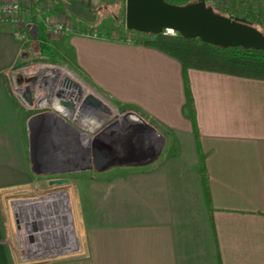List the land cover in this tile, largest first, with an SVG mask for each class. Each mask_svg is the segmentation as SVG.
I'll list each match as a JSON object with an SVG mask.
<instances>
[{
  "label": "crops",
  "instance_id": "1",
  "mask_svg": "<svg viewBox=\"0 0 264 264\" xmlns=\"http://www.w3.org/2000/svg\"><path fill=\"white\" fill-rule=\"evenodd\" d=\"M125 1L18 0L23 7L50 6L49 13L27 19L36 29L30 41L55 54L67 52V66L87 95L136 113L169 140L165 156L137 164L125 161L128 139L118 136L113 147L127 156L74 179L80 234L41 264H264V81L191 68L183 73L175 58L127 41L136 33L125 27ZM56 17L77 32L51 44L44 23ZM95 30V38L87 34ZM31 56L14 26H0V264H17L7 243L11 209L5 196L51 175V164L62 160V150L52 145L79 147L67 130L70 136L54 134L71 119L65 111L55 113L53 100L34 109L14 92L12 79ZM184 75L193 120L184 111ZM37 112L54 116L41 121L35 146L29 118ZM108 122L81 124L98 128L86 133L89 161L93 135Z\"/></svg>",
  "mask_w": 264,
  "mask_h": 264
},
{
  "label": "rangeland",
  "instance_id": "2",
  "mask_svg": "<svg viewBox=\"0 0 264 264\" xmlns=\"http://www.w3.org/2000/svg\"><path fill=\"white\" fill-rule=\"evenodd\" d=\"M165 1L170 3L172 0H165ZM196 1L198 0H179L177 5H183L185 2L193 3ZM249 1L254 5L253 6L254 9H256V11L259 12L260 15L259 18L262 19V22L264 24V0H245L244 2L247 3ZM209 2H206V5H208ZM214 11L217 13L219 12L215 8ZM250 23L257 30H259L260 32L262 31L264 33V25H260L255 21ZM89 32H93V31H89ZM41 34L42 32L39 33V37H41ZM97 34L99 33L97 32ZM146 34L136 33L134 34V36L128 35V37L132 38L133 40L134 38L142 40L144 37H146ZM30 39L31 37L28 40V48L31 50L32 56L31 59L28 60L29 63L33 64V62H38V61L55 62L56 64L58 65L60 64L64 66L66 69L70 70L69 67L67 66V62L71 56L67 52L63 50V54L52 53L50 52V50L46 48L44 49L41 45H38L35 42H31ZM55 41L57 42V40H54L53 42H51V44H55L56 43ZM15 78L16 79L18 78L17 75L15 76ZM82 90L85 91L84 87H82ZM51 96H53V94H51ZM103 106L107 108V111L103 110L101 113L102 115H105L106 119L109 120L110 123L112 122V120H118V123L116 124L119 126H117V128L115 126L114 129L116 130L112 131L113 145L116 147L119 146L118 144L120 143L117 144L118 140L116 139L120 135H122V137L124 136L123 138L124 140L128 139L127 147L129 152H132L133 155L127 158L125 161L127 160L135 161V163L137 164H139L140 162L148 161L150 162V164H153L155 161L165 156L166 153L165 143H167L168 140V138L165 135L162 136L160 133L156 132V130L153 129L152 127L144 125L145 123L143 124L142 120L139 118L137 119L141 121V125L143 127L142 126L136 127L135 124L137 123L134 119L131 120L129 116L122 117L121 115H123L124 113L117 111L110 104H103ZM80 118L81 116L79 111V114L76 117L70 118L71 120H68V122L70 123L71 126L74 127V129L76 128H78V130L80 129V131L84 133L85 136L87 137L89 136L87 135L89 132L97 130L95 128L92 129L88 126L87 127L81 126V124L79 123ZM61 126L62 125H60V127ZM62 128H64V126H62ZM124 128L126 130H124ZM122 131L124 132L127 131L128 133L126 132L122 134ZM69 133L67 132L65 136L69 135ZM71 135H72L71 137L72 138L75 137L76 142H78L79 153L82 156L81 159L82 162L79 163V166L71 167L70 165H67V163H64L66 158L64 155L63 159L61 160V161L64 160L63 163L57 161L51 164L50 170L52 171V173L50 176H46V177L39 176V178L35 181L36 187L34 186L31 188H27V190L14 192L8 196H5L6 206L8 209H11V202L14 200H19V201L24 200V202H26L27 200L36 201L43 197L45 198L52 197L42 205L40 204V206L34 207L30 205L29 213L28 211H26L27 210L26 208H22V211L19 214L14 215L11 209L10 212L11 223L9 227V232L7 234L8 235L7 243L11 250L12 256L15 258L17 264H41L45 262V260H49L52 257H55L53 251H55L58 248H61L64 245L61 243H64L68 238L72 236H76L80 234V231L78 229L79 221L75 212V208L73 206V196H72L73 194L71 193V191L73 190V185H74L73 182L75 181L74 179L78 175L84 174L88 168L93 169V165L91 161L89 162L86 161L87 157L89 156L88 149L90 147V139L87 142L83 138L78 137L77 135H73L72 133ZM33 140L35 144L38 138L36 139V137H33ZM84 147L87 148L85 149V151L87 152L88 156H86V153L83 152ZM52 149L56 151L59 150V152L61 150L63 151V147H61V149L60 148L58 149V147L54 145H52L51 150ZM58 177L70 178L71 182L60 185L55 183L51 184L50 181ZM60 193L61 194L67 193L69 195L68 202L70 205V209H69L70 211H68V213L66 211V214L64 212V209L61 207V199H59L58 196L55 195L52 196V194H60ZM69 235L70 237H68ZM45 253H47V255H43ZM35 256H39V257H35Z\"/></svg>",
  "mask_w": 264,
  "mask_h": 264
},
{
  "label": "water",
  "instance_id": "3",
  "mask_svg": "<svg viewBox=\"0 0 264 264\" xmlns=\"http://www.w3.org/2000/svg\"><path fill=\"white\" fill-rule=\"evenodd\" d=\"M124 24L127 30L137 31L143 34L158 35L167 33L168 30L175 31L182 37L200 38L203 42L218 47H236L245 49L264 50V33L253 27L249 20L235 16L228 18L216 13L211 6H207L205 0L193 3L177 5L165 0H126L125 1ZM31 33L36 34V29L31 27ZM30 100V94L25 95ZM85 103L98 106L102 102L94 96H87ZM72 109V104L64 103ZM137 118L140 116L131 111ZM51 113H35L29 119V129L32 136L39 138L36 132L41 121L48 123ZM113 121L109 126H113ZM106 128L93 135L91 147L92 165L97 171L106 169L113 163L111 160V147L102 139V133ZM55 184L70 183V178H54Z\"/></svg>",
  "mask_w": 264,
  "mask_h": 264
},
{
  "label": "built area",
  "instance_id": "4",
  "mask_svg": "<svg viewBox=\"0 0 264 264\" xmlns=\"http://www.w3.org/2000/svg\"><path fill=\"white\" fill-rule=\"evenodd\" d=\"M50 9V6L47 4H43V6L27 5L23 7L19 4L18 0H0V26L5 24L14 26L16 37L23 41H28L32 36V33L27 19H29L32 15L49 13ZM44 29L49 37L54 40L61 39L77 31L62 17H56L54 20H46L44 23ZM87 34L94 38L99 35L96 31L88 32ZM127 41L133 42V39L128 38ZM17 75L20 76V80H22V82L18 84L14 77L12 79V87L21 102L25 105L34 109H40L42 108L41 106H47L48 102L53 100L54 103L58 105L55 107V113L58 115L61 114V111H67L71 112L73 116L76 117L80 110H88V122H97L96 113L98 111L100 118L103 117L104 120L107 121L105 115H102L101 113L103 110L107 111V108L103 106L102 103L98 106L85 103L86 97L89 95L86 94V91L82 90V82L73 72L66 69L64 66L49 61H38L33 62L32 64L27 60L19 67ZM27 93L30 94V100H28L25 96ZM51 94H53V96H51ZM64 103L72 104V109L68 108ZM99 108L100 110H98ZM51 115L52 117L54 116L53 114ZM129 115L131 114L124 113L121 116L124 117ZM56 117L59 119L58 116ZM87 126L89 127V125ZM61 155L62 159L65 155L66 158L64 163H67V165H70L71 167L79 166V163L82 162V156L79 153V148L77 147L76 149L65 148V150L63 149ZM22 202H24V200H14L11 202V209H13L12 211L14 215L19 214L22 211V208H24L23 206H20ZM29 207L26 208L28 213L30 209ZM55 252L56 250L53 253L55 254ZM43 255H47V253Z\"/></svg>",
  "mask_w": 264,
  "mask_h": 264
},
{
  "label": "trees",
  "instance_id": "5",
  "mask_svg": "<svg viewBox=\"0 0 264 264\" xmlns=\"http://www.w3.org/2000/svg\"><path fill=\"white\" fill-rule=\"evenodd\" d=\"M178 1L172 0L171 3L177 4ZM244 1L205 0V2H209L207 6L215 8L220 15L228 18L239 16L246 18L250 22L255 21L260 25H264L262 19L259 18V12L254 9V5L250 1L247 3ZM187 3L185 2L184 4ZM134 32L140 34L137 31ZM32 35L34 34L32 33ZM134 41L175 58L181 63L183 73H186L185 71L191 68L264 81V50L245 49L240 46L221 48L203 42L199 37L184 38L175 31L172 34H146V37L142 40L134 38ZM184 85L187 98L184 111L186 116L193 120L195 110L186 75H184ZM201 174H203L205 180L203 167L201 168Z\"/></svg>",
  "mask_w": 264,
  "mask_h": 264
},
{
  "label": "bare ground",
  "instance_id": "6",
  "mask_svg": "<svg viewBox=\"0 0 264 264\" xmlns=\"http://www.w3.org/2000/svg\"><path fill=\"white\" fill-rule=\"evenodd\" d=\"M168 33H172V31L171 30H168L167 31ZM49 103V102H48ZM51 104V103H50ZM98 110H100V108L98 109ZM87 112H88V110H80V116H81V118L79 119V123L80 124H82V125H84V124H87V122H88V120H89V115L87 114ZM65 115H66V117H68L69 119L70 118H73L74 116H73V114L71 113V112H67V111H65V113H64ZM96 115H97V122H96V124L97 125H100V123L102 124V121H104V118L102 117V118H100V116L98 115V111H97V113H96ZM99 116V117H98ZM64 117V116H63ZM67 118V119H68ZM128 118V117H127ZM129 118L132 120V119H134L135 121H136V123L137 124H135V126L136 127H138V126H142L141 125V121L139 120V119H137V117L136 116H134V115H129ZM124 119V118H123ZM58 122H60L59 120H57ZM62 123H63V126H64V128H62V132H60L59 130L58 131H56L54 134L57 136V137H59L60 138V135H62V134H65V131L67 130L68 132H71L73 135H77L78 137H81V138H83L85 141H87L88 142V140L90 139V137L88 136H85V134L84 133H82L80 130H78V129H74L69 123H66V122H63V121H61ZM118 123V122H117ZM127 124V123H126ZM91 126V125H90ZM117 126H119V125H117ZM131 127V126H130ZM98 129V128H97ZM57 130V129H56ZM136 134V133H135ZM154 134V133H153ZM148 135V134H147ZM147 135H146V137H147ZM149 135H150V133H149ZM148 135V136H149ZM54 136V135H53ZM55 137V136H54ZM56 137V138H57ZM151 137V136H150ZM120 138V137H119ZM141 138V137H140ZM135 139V138H134ZM147 139V138H146ZM149 140V139H148ZM156 142V141H155ZM131 144V143H130ZM112 145V144H111ZM85 146H87V145H85ZM60 147V146H59ZM140 148V147H139ZM145 148V147H144ZM147 148V147H146ZM152 148V147H151ZM85 149H87V148H85L84 147V150H83V152L84 153H86V156H88V154H87V152L85 151ZM89 149H90V147H89ZM89 149H88V153H89ZM145 150V149H144ZM151 150V149H150ZM147 151V150H146ZM88 159H89V156H88ZM88 159H87V162H89L88 161ZM64 161V160H63ZM63 161H61L62 163H63ZM58 196L59 197V199H61V207L64 209V212H65V214H66V211H67V213H68V211H70L69 209H70V205H69V202H68V200H69V195L67 194V193H65V194H52V196ZM50 198H52V197H48V198H45V197H43V198H40V199H38V200H36V201H34V200H27V202H22L21 204H20V206H23L24 208H27V207H29L30 205H32V206H40V204L42 205L43 203H45V202H47V200H49ZM68 237H70V235L68 236ZM54 252V251H53ZM41 253V252H40ZM52 253V252H51ZM38 255H40V254H38Z\"/></svg>",
  "mask_w": 264,
  "mask_h": 264
},
{
  "label": "flooded vegetation",
  "instance_id": "7",
  "mask_svg": "<svg viewBox=\"0 0 264 264\" xmlns=\"http://www.w3.org/2000/svg\"><path fill=\"white\" fill-rule=\"evenodd\" d=\"M109 123L110 122H108L106 125H105V127L104 128H106L104 131H103V133H102V139L103 140H111V141H113L112 140V135H113V126H109ZM93 139V138H92ZM114 145H113V143H112V146H111V150H112V147H113ZM113 149H114V147H113ZM117 149H114L113 151H111V153H112V155H110V156H112V158H111V160H116L118 157H120L121 155H123V153L122 152H120V151H116ZM126 153V152H125ZM128 153L130 154H128L130 157L133 155V153L132 152H129L128 151ZM124 157L125 156H127V154H125V155H123ZM116 158V159H115ZM87 159H88V157H87ZM87 159H86V161H87ZM88 161H89V159H88Z\"/></svg>",
  "mask_w": 264,
  "mask_h": 264
}]
</instances>
